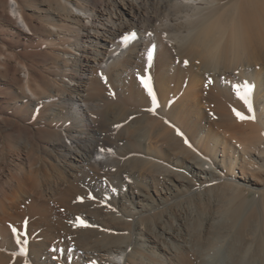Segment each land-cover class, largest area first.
Segmentation results:
<instances>
[{
	"label": "bare ground",
	"instance_id": "6f19581e",
	"mask_svg": "<svg viewBox=\"0 0 264 264\" xmlns=\"http://www.w3.org/2000/svg\"><path fill=\"white\" fill-rule=\"evenodd\" d=\"M61 1L74 7L66 16L78 30L74 41L63 46L58 80H52L42 99L30 88L26 70L18 81L7 78L16 90L22 87L40 113L46 111V118L68 123L49 131V145L40 146L44 156L24 138L16 147L0 142V264H264V237H242V229L235 237H194L188 243L191 252H185L181 230L186 226L173 212L151 228L154 237L146 235L150 225L143 218L147 208L153 214L168 206L171 194L194 177L258 189L249 176H240L242 181L229 177L223 162L233 147L228 135L242 146L241 153L264 159V0L228 5L221 0ZM17 2L7 4L9 22L16 34L31 35L33 27ZM141 49L142 84L132 78L136 50ZM253 66L259 67L257 73ZM98 69L105 83L110 82V71L117 72L115 85L132 100V107L91 111L85 90ZM237 79L244 80V88ZM108 93H100L98 106L122 96ZM237 113L253 117L259 126L251 122L256 129H243L234 121ZM130 114L131 126L118 138L121 133L117 137L113 124L105 121ZM130 162L139 170L134 177ZM143 166L156 173L155 180H143ZM92 185L105 187L111 198L97 208L99 220L75 202ZM201 207L195 221L203 228L209 216ZM238 210H233V218ZM253 216L244 221V230Z\"/></svg>",
	"mask_w": 264,
	"mask_h": 264
},
{
	"label": "rangeland",
	"instance_id": "374dc122",
	"mask_svg": "<svg viewBox=\"0 0 264 264\" xmlns=\"http://www.w3.org/2000/svg\"><path fill=\"white\" fill-rule=\"evenodd\" d=\"M9 1H11V0H0V75H1V77H0V142H2V144H4V145L7 143L8 145L7 144L6 145L10 148L11 146L16 147L17 145L19 146L20 144H22L24 141L22 138H24V139H27L26 140L27 143H29L33 149L38 151V148H39V152L42 153V155H43L44 153L40 149V146L49 145L48 140L52 139L51 138L52 134H50L49 131L50 130L53 131L52 129H54L55 127H58V125L68 123V120L60 119L57 121V120H50V119L46 118V115H47L46 111H44V112L42 111L43 113H40L39 108L37 106H34V103L32 100L28 99V96L24 93V90L22 89V87L17 89L18 90L17 91L16 87H12V85H10L8 83V79L13 78L14 80L18 81L19 80L18 78L21 77V74L24 72V70H26L30 76L29 77V85H30V88L32 89L33 93L35 94L36 97L44 99L45 98L44 95H46L47 92H49V88H51L50 86L54 82L52 80H54V79L58 80V77L56 76L55 72H58V70H56V69H58L59 67H62L61 65L64 63L62 60L63 56L61 55V53L63 54V50H64L63 46L68 45L72 41H74V39L76 38L77 30H78L77 29L78 24H76L74 21H72L70 18H68L66 16V14H68L70 12V9L74 11V7H68L67 5H64V3L61 0H16V1H18L17 3H19L21 10L25 14L24 15L25 18L28 20V22L33 27V30H32L33 34L28 35L30 37L20 36V35L16 34V31L14 30L12 23L9 22V19H8V6H7V4ZM78 1L82 2L84 4V3H87L88 0H86V1L85 0H78ZM221 1L228 5V4H232V3H236V2H238L240 4L241 0H234V1H232V0H221ZM230 1H231V3H229ZM74 29L76 32L74 31ZM136 52H135L136 53L135 54V60L132 63V64L135 63L132 66V71H133L132 72V78L135 81L140 82V84H142L143 83V80H142L143 79L142 78L143 77V66H144V62H145L144 60L145 59H143L144 57H143V50L142 49L136 50ZM141 54H142V56H141ZM142 61H144V62H142ZM8 68H10L9 72H7ZM252 70L255 73H257L256 71L259 70V67L253 66ZM98 72H99V69L96 70V77L97 78H95V79L93 78L94 80L91 79L87 83L86 90H85V91H87L86 92L87 97H89V100L87 102L89 105L88 107L92 108L91 111L95 112L94 110L98 111V109H99V110L104 111V113H107L115 105L116 106H122V107L126 106L127 108L132 107V105H133L131 102L132 100H129L130 98L128 99V96L124 93L123 89L119 88L120 86L115 85L116 83L114 81V73H117V72H113V71L109 72V77H110L109 83L108 82L105 83V81L98 76L99 75ZM4 75H8V76H4ZM13 75H15L17 77H14ZM2 76H4L5 78ZM65 77L66 76H64V78ZM138 78L140 79L139 81H138ZM65 79H67V77ZM236 82H238L239 84L238 83L237 84L240 85L242 88H244V80L239 81V79H237ZM111 86H113L114 89H112ZM59 91L60 90L57 89L54 92L56 94H59ZM111 91L113 93H116L119 95L122 94V96L120 95L119 97H116V99H115V97H114V99H106L109 102L105 101L106 103L104 102L101 106H98V104H99L98 96L100 95V93H102V92L108 93L109 92L111 94ZM127 100H129V101H127ZM238 101L239 102L241 101L240 98L238 99ZM240 104H242V102H240ZM101 107H102V109H101ZM127 117H130V118H127ZM127 117H124L123 119H122V117H120V118L115 119V120H114V118L111 117L105 121L106 124L109 126L111 124L114 125V126L111 125V127L114 128L112 130H113V133L115 135H117V137L120 136L119 134L121 133L122 137H118V138H121V139L123 138L124 127L126 128V127L131 126L130 123L132 122L133 114H130ZM239 117L240 118H238V116H237V118H235L234 121L236 124H239L240 126H242L243 129L244 128L246 129L247 125H248V127L249 126L254 127V128H252L253 130L256 129L255 126H253L254 122H255L256 127L259 126L258 123L255 121V119L251 116H247V117L245 116L246 118H243V119L241 118V116H239ZM249 117H251V118L249 119ZM239 120H240V122L242 120V124H240ZM247 120H248L249 124L246 123ZM250 120H252V121H250ZM119 121H120V123H118ZM147 121L148 122H146V123L149 126L152 127L155 125L154 121H152V120H147ZM251 122H253L252 125H250ZM142 123L140 125L143 126ZM243 123L244 124L246 123L244 125V127H243ZM124 124H126V125H124ZM22 125L24 128L22 127ZM116 125H117V127H116ZM127 125H129V126H127ZM134 126L138 127L139 125H134ZM251 127L247 128V130H250ZM34 128L37 129V131H39L40 133L36 132L37 134H35L34 131H36V130H34ZM115 128H117V129H115ZM252 129L250 131H252ZM247 130H245V131L248 132ZM45 132H47L48 135ZM228 137H226L227 138L226 141H228L229 144H231V146H233V147L229 151L230 155L227 156L226 162H223V166L225 165V169L227 170V175L229 177L239 179L241 181H242V178H240V176H243V175H245L247 177L249 176V178L257 184L256 188H258V189H255V191L250 190V189L248 190V187L241 185V184L239 185L236 181H232V180H230V181H228V180H224V181L223 180H221V181L212 180V181H209L207 183H204V182H201L200 179L198 180L197 178L194 177L192 180L193 182L186 185L188 187L185 186V187H181L180 189L178 188L177 190H175L174 194H171L169 204H168L169 207L164 206L163 208L162 207L157 208V211L158 210H160V211H158V212L155 211L153 214L148 212L149 211L148 208L145 209V211L143 212L145 214V216L143 215V218L146 219L147 223L145 222V224L150 225V227H148L146 229L145 225L143 224L144 225L143 227L147 230L146 235L154 237V235L151 233V228L157 222H159L160 219L167 217L169 212H171V213L173 212L175 214L176 218L178 220L183 221V225L186 226L184 229L181 230V237H183L181 242H183L187 246L186 248L188 249L187 250L186 248H184L183 251H185V252H187V251L191 252V250H190L191 245H189V244H192L194 237H211V236H213V237L214 236L215 237H235L237 232H240L242 230H243L242 237L244 236L248 239L254 238V237H259V236L264 237V206H263L264 205V165H263L264 163H262V160L264 162V159H262V160L257 159V161H256L254 158V155L250 156V155L241 153L242 146L241 147L238 146L239 143H237L235 141V139L230 138L231 137L230 135H228ZM36 138H38V139H36ZM34 139H35V141H34ZM221 151L222 150H221V146H220V147H218V152L221 154L222 153ZM262 155H263L262 158H264V152H262ZM219 157H218V159H219ZM228 159H230V160L228 161ZM249 161H251V162H249ZM132 163H134V165L137 167V163L130 162V168L133 169V172L130 169L131 176H133L135 173L137 174L139 171L136 168L134 170L135 166L133 165V167H132ZM144 168L145 167L143 166V175H145V176H143V180L144 181H147V180L151 181L152 179L155 180L156 173H154L152 170H149L147 168H145L146 169L145 170ZM253 168L256 170H254ZM135 171H137V172H135ZM150 175H152V177ZM130 178H132V177H130ZM146 183L148 185L150 184L148 182H146ZM199 184H203V185H199ZM205 184H207V185H205ZM219 184H223L224 187L221 188L220 187L221 185H219ZM151 186H152V183H151ZM157 187L159 189H161L159 185H157ZM85 188H86V192H84L83 194L78 196L77 199L75 200V202H77L78 205H81L82 209L84 208L83 210L88 211V214L92 215L91 217H96V219L99 220L101 218L102 214H101L100 210H98L97 208L99 207V205H106V203L109 202V200L111 199L110 194L105 187H102L99 185H96V186L92 185L90 187H85ZM187 189H188V191H187ZM236 190H237V192H236ZM103 192H104V194H103ZM230 195L231 196L234 195V197L235 196L236 197L232 201H227L226 197H231ZM89 197H91V198H89ZM236 199L238 200V202ZM89 200H91V201H89ZM103 201L105 202V204ZM95 202H96V204H95ZM87 204H89L90 206H87ZM199 204H200V206H199ZM92 205L95 207H92ZM229 205H231V206H229ZM238 205H239V207H238ZM197 207H201L202 208L201 210H203V212L209 216L208 219H206L209 224L207 225L206 223H204V226L205 225L206 226L205 227L203 226V228L200 227V225L197 223V221H195V218H197V216H198V210H196ZM229 207H230V209H229ZM234 207H236L235 209H240V212L238 210L239 214L237 213L236 214L237 216L235 215V217L233 218L232 213L235 211ZM227 208L229 210H227ZM164 209H165V211H164ZM177 209H179V211ZM93 210H95L96 212ZM98 211L100 212V215L98 214ZM262 211H263V214H261ZM155 213L158 215H155ZM227 213H229L231 215H229V214L227 215ZM252 214L254 216L250 220L251 222H250L249 228L247 227L245 229L246 230L245 231L242 228L243 223H244V221L248 220V218ZM171 215H173V214H171ZM206 215H205V217H206ZM80 217H81V219H80ZM80 217L77 219V222L80 220L81 221L83 220L81 215H80ZM181 217H183V218L186 217L185 219L187 221H184L185 219H183ZM149 219L153 220L154 222L150 221ZM149 221H150V223H148ZM188 221H190L192 224ZM240 221H241V223H240ZM152 223H154V224H152ZM187 224H189V225H187ZM193 228H195V229H193ZM191 229H192V231H191ZM186 230H187V232H186ZM157 238H158V241H161L159 239V236ZM165 244L168 245L167 243H165ZM148 245L152 246L150 243ZM245 245H247V244H245ZM179 248H180V246H179ZM51 250H53V249H51ZM181 250L182 249L180 248V251ZM144 252L145 251L143 250V253ZM168 264H171V262H169Z\"/></svg>",
	"mask_w": 264,
	"mask_h": 264
},
{
	"label": "snow or ice",
	"instance_id": "6c2138e0",
	"mask_svg": "<svg viewBox=\"0 0 264 264\" xmlns=\"http://www.w3.org/2000/svg\"><path fill=\"white\" fill-rule=\"evenodd\" d=\"M130 37H125V40H128ZM148 56H149V59H151V57H152V53H151V51H149V53H148ZM185 63H187V61H185ZM145 86L147 87V84H145ZM149 90V93L150 94H152V90H151V88H149L148 89ZM251 90V88H250V86H249V91ZM153 95V102H155V95L154 94H152ZM243 98V97H242ZM247 102V101H246ZM237 115L239 116L240 114L239 113H237ZM242 119L244 118V117H241ZM81 223H83V221H81ZM13 232H16V229L15 228H13ZM18 243H20L21 241L18 239V241H17ZM23 243H27V241H23Z\"/></svg>",
	"mask_w": 264,
	"mask_h": 264
}]
</instances>
